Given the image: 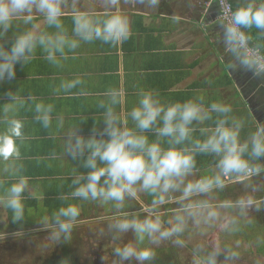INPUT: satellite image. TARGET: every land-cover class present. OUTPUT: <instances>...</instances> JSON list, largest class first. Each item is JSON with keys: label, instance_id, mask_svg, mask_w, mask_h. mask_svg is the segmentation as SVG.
<instances>
[{"label": "clouds", "instance_id": "obj_1", "mask_svg": "<svg viewBox=\"0 0 264 264\" xmlns=\"http://www.w3.org/2000/svg\"><path fill=\"white\" fill-rule=\"evenodd\" d=\"M77 2L70 0V35L62 19L68 0H0V41L5 40L13 26L22 27L12 32L10 48L0 43V82L13 79L16 65L28 64L37 49L50 64L62 67L64 61L76 58L74 53L81 42L98 40L115 46L129 38L130 24L119 11L120 0H108L115 11H106L103 17L80 11ZM140 2L152 7L159 4V0ZM40 17L52 31L40 27ZM221 27L220 38L232 57L228 67L264 77V44L251 43L253 37L246 31L255 28L264 38V0H245L226 22H221ZM83 84L80 77L63 80L54 91L72 94ZM76 94L88 95L82 87ZM7 95L10 102L0 106V123L4 125L0 131V171L12 182L0 194V205L11 211V222L17 223L25 220L24 194L29 189V178L22 174L21 145L26 137L24 123L16 114L30 101L34 105V119L50 129L54 106L37 102L35 96L25 99L15 92ZM104 96L98 101V107L105 109L100 119L105 124L100 137L95 128L87 139L77 134V128L70 129L64 134L67 139L63 147L65 155L74 160L80 158L82 166L89 170L86 174H74L71 198L111 204L114 209L107 223L112 241H120L112 249L116 258L113 264H153L157 249L165 242L176 249H188L191 264H238L241 253L235 245L196 243L189 248L187 237L207 236L213 229L238 236L254 225L249 213L264 210V199L247 192L235 199H219L217 194L224 192L229 180L248 182L244 186L252 192L261 190L251 181L264 174V162L260 159L264 157V125L242 140L246 122L232 115L231 105L222 101L206 104L204 97L198 96L163 102L158 92L140 89L137 104L121 115L116 108L125 103V91L109 88ZM63 127L60 117L56 129ZM148 133L155 139H150ZM86 152L87 157L83 158ZM198 155L213 157L215 170L193 178L199 172ZM142 195L150 197V203L144 204ZM128 201H137L141 207L126 211ZM166 205L174 207L165 209ZM80 212L74 203L61 206L51 218L39 220L40 230L47 231L48 239L57 244L67 243L72 239ZM129 232L133 238L124 242L123 237ZM15 235L22 237L24 233L17 231ZM255 242L258 247L264 246V234H257Z\"/></svg>", "mask_w": 264, "mask_h": 264}, {"label": "crops", "instance_id": "obj_2", "mask_svg": "<svg viewBox=\"0 0 264 264\" xmlns=\"http://www.w3.org/2000/svg\"><path fill=\"white\" fill-rule=\"evenodd\" d=\"M209 0H159L155 7L140 0H120L119 11L126 15L130 24V36L115 46L101 41L81 42L76 49L75 59L63 62L56 67L45 59V54L37 49L35 58L28 64L16 65L13 79L0 82V106L10 102L8 92H15L22 98L35 96L37 102L52 104V127L45 129L34 119V105L29 101L16 114V118L24 123L23 133L26 140L21 145L23 164L22 174L29 178V189L24 194L25 220L12 223L11 211L0 205V264H64L70 255L67 243L48 239L47 231H42L39 220L51 218L54 211L69 203L77 204L80 217L73 230L72 239L82 234V228L100 227V232L107 231V223L114 215L111 204L101 205L99 202L82 201L71 198L74 190L71 180L74 174L87 173L81 159H72L64 154V134L77 128V134L85 139L93 135L99 138L105 127L98 101L105 99L104 93L109 88H122L126 93L125 103L116 108L121 115L130 112L137 104V93L140 89L154 90L160 94L163 102L185 101L203 96L205 103L222 101L231 105L232 115L243 119L245 127L241 139L249 132L264 125V77L253 76L251 72L233 71L228 65L232 57L226 52L221 40L222 27L218 20V9L212 6L206 9ZM234 9L245 0H231ZM76 7L103 17L106 11H115L108 0H78ZM66 15L62 17L65 27L71 35L72 20L70 0L64 6ZM40 27L47 31L42 17ZM22 27L9 29L5 40L0 41L10 48L13 42L12 32ZM247 31V30H246ZM253 43V41L251 42ZM70 57L73 55L69 54ZM80 77L84 84L72 90V94L54 91L63 80ZM88 95H77L80 88ZM63 117L64 127L56 129V121ZM129 126L131 120L129 118ZM4 125L0 123V131ZM150 139L155 137L148 133ZM198 135V134H197ZM107 139V136L104 137ZM87 157V152L83 158ZM264 162V157L260 158ZM199 172L193 178L211 174L214 159L211 156L198 155ZM3 164H0V169ZM103 179V178H102ZM0 194L12 182L0 171ZM245 183L228 181V187L218 193L219 199L232 198L244 193H251L257 199H264V174L254 177L251 183L260 187V191L252 192L245 188ZM61 196H68L61 200ZM144 204L151 198L141 197ZM141 203L128 201L126 211H137ZM166 205L165 209L173 208ZM254 225L238 236H227L219 229L210 230L207 236L187 237L189 248L196 243H227L243 248L253 247L261 250L255 242L257 234H264V210L251 211ZM82 229V230H81ZM22 231V237L16 236ZM218 234L214 239L213 234ZM130 233V232H129ZM127 233V234H129ZM213 233V234H212ZM71 239V240H72ZM124 240V242H127ZM120 241H112V249ZM166 249H176L170 243H164ZM162 247V245L160 246ZM53 252V253H52ZM74 264L77 262L72 258Z\"/></svg>", "mask_w": 264, "mask_h": 264}, {"label": "rangeland", "instance_id": "obj_3", "mask_svg": "<svg viewBox=\"0 0 264 264\" xmlns=\"http://www.w3.org/2000/svg\"><path fill=\"white\" fill-rule=\"evenodd\" d=\"M82 229V234H76V237L70 240L68 249L70 248L71 251L67 263L74 264L72 259L74 257L77 264H113V260L116 258L112 253L111 234L100 232L98 226ZM213 237L215 240L218 239L217 232L213 234ZM126 238L127 240L132 239V233L126 234L123 240ZM212 244L217 243L213 242ZM238 250L241 253L238 264H264V255H260L261 250L246 246ZM157 253L153 264H191L188 249H166L163 244L157 249ZM219 259L222 260L223 257L221 256ZM125 264H136V262H125Z\"/></svg>", "mask_w": 264, "mask_h": 264}, {"label": "built area", "instance_id": "obj_4", "mask_svg": "<svg viewBox=\"0 0 264 264\" xmlns=\"http://www.w3.org/2000/svg\"><path fill=\"white\" fill-rule=\"evenodd\" d=\"M212 6L218 9V20L220 22H226L230 13L235 10L231 0H209L206 4V9H210Z\"/></svg>", "mask_w": 264, "mask_h": 264}, {"label": "trees", "instance_id": "obj_5", "mask_svg": "<svg viewBox=\"0 0 264 264\" xmlns=\"http://www.w3.org/2000/svg\"><path fill=\"white\" fill-rule=\"evenodd\" d=\"M247 31L253 37V43L264 44V38L260 37L259 31L257 29L253 28Z\"/></svg>", "mask_w": 264, "mask_h": 264}]
</instances>
